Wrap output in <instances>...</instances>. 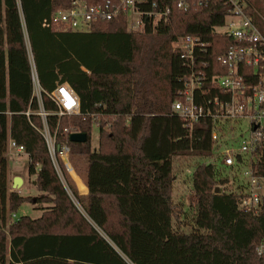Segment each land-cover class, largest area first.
Listing matches in <instances>:
<instances>
[{
    "label": "trees",
    "instance_id": "1",
    "mask_svg": "<svg viewBox=\"0 0 264 264\" xmlns=\"http://www.w3.org/2000/svg\"><path fill=\"white\" fill-rule=\"evenodd\" d=\"M154 1L172 10L155 30L131 33L118 19L82 33L49 25L72 0H0V264H264L256 252L264 239V204L259 215L240 210L236 195L215 193L227 182L219 181L220 170L198 165L190 218L168 181L173 158L213 151L209 120L191 133L172 112L190 76L173 44L201 38L210 46L212 67L205 73L225 74L217 58L235 42L214 30L225 25L226 2L180 11L177 0ZM246 1L259 11L256 0ZM64 83L80 98V115H55L59 107L49 95ZM42 110L57 145L70 146L71 165L88 194H80L62 165L65 182L59 177L41 133ZM72 128L88 141L72 143L65 132ZM9 138L31 158L40 192L35 203L44 205L38 218L14 219L31 199L11 191ZM135 171L146 178L144 188H134Z\"/></svg>",
    "mask_w": 264,
    "mask_h": 264
},
{
    "label": "built area",
    "instance_id": "2",
    "mask_svg": "<svg viewBox=\"0 0 264 264\" xmlns=\"http://www.w3.org/2000/svg\"><path fill=\"white\" fill-rule=\"evenodd\" d=\"M210 0H177L176 8L187 11L195 6L208 4ZM227 5L224 33L235 45L217 58L219 68L225 74L208 76L204 69L212 67L207 59L210 46L201 38L184 36L173 44V51L180 55L190 71L172 112L181 118L193 133L196 125L209 120L212 125L213 151L202 157L199 165L220 170V191L237 196L240 210L259 215L264 204V30L258 21L261 16L246 0H224ZM171 8L154 0H107L90 4L86 0H72L69 7L56 11L50 26L59 32H90L94 25L124 19L131 33H143L156 29L169 21ZM264 22V21H263ZM35 89L41 88L36 72L33 74ZM59 107L58 117L81 114L80 98L67 84H59L49 95ZM43 117V134L53 165L63 182L61 165L70 175L74 171L69 162L71 148L67 143L57 145V133H51L46 117ZM97 126V125H96ZM98 127V126H97ZM65 132L70 136L77 130ZM8 156L31 158L23 146L12 138L8 142ZM196 168L189 171L192 177ZM75 172V171H74ZM62 174V175H61ZM264 258V239L256 248Z\"/></svg>",
    "mask_w": 264,
    "mask_h": 264
},
{
    "label": "rangeland",
    "instance_id": "3",
    "mask_svg": "<svg viewBox=\"0 0 264 264\" xmlns=\"http://www.w3.org/2000/svg\"><path fill=\"white\" fill-rule=\"evenodd\" d=\"M257 8L259 9L258 15L261 16L262 21H264V0H256ZM227 29L225 27L216 28L217 33H224ZM36 95L40 96L39 89H35ZM75 116V115H72ZM107 123L114 121L113 119L108 120L105 118ZM97 126H99L97 124ZM94 126L91 137V144L93 149L98 148L99 144V130L98 127ZM70 130H76L72 128ZM9 179L11 185V191L18 193L21 196L29 197L31 199L30 203L23 204L14 216V219H19L24 216L38 218L41 215V209L44 205H39L35 203L40 192L37 191L35 186V176L31 175V171L28 168V159L22 158H11L9 157ZM203 159L200 158H173L171 171L168 174V181L170 182L171 190L175 201L177 203H185V209L188 211L190 218L192 217L193 211L196 209L197 199L194 195L192 188V178L189 175V171H193ZM69 162L70 158H69ZM133 184L134 188L137 186L145 187L147 185L146 178L142 175L140 176L138 172L133 173ZM62 175V174H61ZM63 176V175H62ZM16 177H21L24 180V184L19 189H13V180ZM71 179L74 181L75 186L78 187L81 193H87V187L84 185L82 179L72 170Z\"/></svg>",
    "mask_w": 264,
    "mask_h": 264
},
{
    "label": "water",
    "instance_id": "4",
    "mask_svg": "<svg viewBox=\"0 0 264 264\" xmlns=\"http://www.w3.org/2000/svg\"><path fill=\"white\" fill-rule=\"evenodd\" d=\"M70 141L72 143H86L88 141V136L86 134L83 133H74L70 136ZM24 184V180L21 177H16L13 180V189H19L22 185ZM220 192V188L217 187L215 189V193L219 194Z\"/></svg>",
    "mask_w": 264,
    "mask_h": 264
},
{
    "label": "crops",
    "instance_id": "5",
    "mask_svg": "<svg viewBox=\"0 0 264 264\" xmlns=\"http://www.w3.org/2000/svg\"><path fill=\"white\" fill-rule=\"evenodd\" d=\"M84 185H85V184H84ZM85 186H86V185H85ZM79 192H80V191H79ZM88 192H89V190H88V188H87V193H81V192H80V194H81V195H86V194H88Z\"/></svg>",
    "mask_w": 264,
    "mask_h": 264
},
{
    "label": "bare ground",
    "instance_id": "6",
    "mask_svg": "<svg viewBox=\"0 0 264 264\" xmlns=\"http://www.w3.org/2000/svg\"><path fill=\"white\" fill-rule=\"evenodd\" d=\"M70 175H71V171H70Z\"/></svg>",
    "mask_w": 264,
    "mask_h": 264
}]
</instances>
